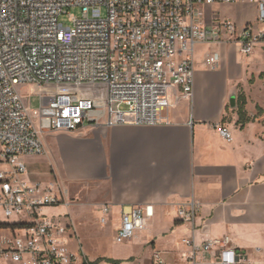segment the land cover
<instances>
[{
  "label": "built area",
  "instance_id": "obj_1",
  "mask_svg": "<svg viewBox=\"0 0 264 264\" xmlns=\"http://www.w3.org/2000/svg\"><path fill=\"white\" fill-rule=\"evenodd\" d=\"M254 3L264 23V0H0V264H77L66 241L73 224L44 215L47 206L68 205L69 191L56 178L46 186L27 179L26 155L46 153L43 134L73 132L84 126L156 125L168 122L175 94L191 98L195 48L205 42H238L249 56L264 41L253 23L239 25L207 16L214 3ZM70 7L80 18L61 22ZM219 52L206 65H220ZM40 87V106L32 109L19 86ZM232 140L231 130L217 124ZM111 207H103L108 223ZM184 221H195L198 204L178 208ZM152 205L124 206L115 239L131 240L149 228ZM14 222H9L13 217ZM188 264H240L229 235L197 242L184 237ZM213 254L214 259L207 255ZM160 251L152 264H164ZM84 264H88L87 261ZM134 264H143L136 262Z\"/></svg>",
  "mask_w": 264,
  "mask_h": 264
},
{
  "label": "crops",
  "instance_id": "obj_2",
  "mask_svg": "<svg viewBox=\"0 0 264 264\" xmlns=\"http://www.w3.org/2000/svg\"><path fill=\"white\" fill-rule=\"evenodd\" d=\"M222 8L251 9L258 20L256 4L222 2L208 7L209 20L253 23L239 12L229 19ZM260 26L264 31V23ZM258 44L264 47V41ZM220 65L211 69L196 61L195 54L193 96L171 97L173 105L165 111L168 122L87 125L43 134L42 156H47L53 177L66 188V175L91 182L84 189L89 203L102 211L109 205L118 227L124 206H153L149 228L135 238L152 243V253L160 251L164 264H188L182 257L188 249L182 239L193 235L197 242L229 235L240 264H264V120L250 113L247 104L252 119L242 126L237 102L249 76L264 74V52L254 49L244 63L236 59ZM217 124L231 130V141ZM61 155L65 167L59 163ZM27 169L30 182L50 183L49 172ZM68 191L71 199V193L77 194ZM192 201L198 204V215L195 221H184L178 208ZM152 253L145 262H136L152 264ZM207 257L214 259L213 254Z\"/></svg>",
  "mask_w": 264,
  "mask_h": 264
},
{
  "label": "rangeland",
  "instance_id": "obj_3",
  "mask_svg": "<svg viewBox=\"0 0 264 264\" xmlns=\"http://www.w3.org/2000/svg\"><path fill=\"white\" fill-rule=\"evenodd\" d=\"M66 11L67 12L61 16V22L66 23L67 25L72 24L69 20L70 14H73L78 18L82 16V9L80 7H70L67 8ZM220 11L223 16H229V19H231L233 14H237L238 12L243 13L251 18L250 21L253 22L254 31H260L261 26L260 23L255 20L253 10L222 8ZM225 45L224 48H221V44L212 41L197 44L195 48L196 61L204 64V60L208 53L220 51L222 54L220 67L224 60L228 64H231L236 59L241 63L245 62L248 56L240 53V45L238 42H226ZM255 49L264 52V47L260 44H257ZM259 75L260 73L254 76H249L246 86H241L239 96L245 99L250 113L255 114L256 118L261 117L264 120V74L262 77ZM212 89H215V85ZM40 91V87L36 84H22L19 86L21 96L24 101L29 103L32 109L40 106ZM164 110L166 111L167 108L164 107ZM249 119L251 120L252 116H249ZM63 156L64 155H61V157L59 156V163L61 162V166L65 167ZM24 159L30 170L34 169L40 172H49L51 180L48 181V183L56 181L55 177H53L55 173L52 172L50 167L51 164L48 162L49 160L46 155L24 156ZM7 168V165L0 164V170ZM65 180L67 188L72 192H77V194L71 193L73 199L70 201L72 204L70 209H68L66 205L61 204L47 206L43 209L42 213L48 217L56 218L63 225H74L76 233L73 234L69 230L66 234V241L72 250L78 255L77 264H84L85 261H87L88 264H134L136 260H142L145 262L149 259L152 253V243H147L141 239H136L135 237L122 243L116 241L115 235L118 228V220L112 218L111 215L110 221L106 224L103 223L102 218L104 213L102 209L89 203L90 199L84 193V189L91 182L81 178L71 179L67 175L65 176ZM40 184L46 186V181H43ZM15 220H17L16 216L11 218L9 222H14ZM0 221H6V217L2 210H0ZM162 227H164V224ZM1 235H9V232L0 229V236Z\"/></svg>",
  "mask_w": 264,
  "mask_h": 264
},
{
  "label": "trees",
  "instance_id": "obj_4",
  "mask_svg": "<svg viewBox=\"0 0 264 264\" xmlns=\"http://www.w3.org/2000/svg\"><path fill=\"white\" fill-rule=\"evenodd\" d=\"M238 107H239V119L238 123L244 126L248 121H250L246 110V101L244 98L238 96Z\"/></svg>",
  "mask_w": 264,
  "mask_h": 264
},
{
  "label": "water",
  "instance_id": "obj_5",
  "mask_svg": "<svg viewBox=\"0 0 264 264\" xmlns=\"http://www.w3.org/2000/svg\"><path fill=\"white\" fill-rule=\"evenodd\" d=\"M235 95H232V97H231V103L234 105L235 104Z\"/></svg>",
  "mask_w": 264,
  "mask_h": 264
}]
</instances>
